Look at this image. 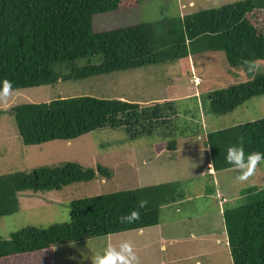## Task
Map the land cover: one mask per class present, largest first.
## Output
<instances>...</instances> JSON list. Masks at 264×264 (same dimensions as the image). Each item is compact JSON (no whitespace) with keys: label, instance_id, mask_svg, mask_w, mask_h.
Returning <instances> with one entry per match:
<instances>
[{"label":"trees","instance_id":"1","mask_svg":"<svg viewBox=\"0 0 264 264\" xmlns=\"http://www.w3.org/2000/svg\"><path fill=\"white\" fill-rule=\"evenodd\" d=\"M139 2L0 0V92L164 64L198 51H222L238 78L207 94L212 113L227 114L251 98H264V0L200 9L179 16L162 33L152 22L94 30L96 14L128 10ZM83 58L89 62L78 65ZM7 112L25 145L68 141L106 126H121L134 137L175 135L169 128L174 113L170 100L143 103L82 95L19 103ZM171 143L170 149H176L174 138ZM202 146L215 172L264 161V116L206 132ZM99 175L109 178L111 171L73 161L0 174V218L18 210L22 191L59 190ZM153 186L72 199L68 221L28 225L0 236V264H51L52 254L64 245L157 223L168 186ZM246 197L245 203L222 211L231 263L264 264V186L249 188Z\"/></svg>","mask_w":264,"mask_h":264},{"label":"rangeland","instance_id":"2","mask_svg":"<svg viewBox=\"0 0 264 264\" xmlns=\"http://www.w3.org/2000/svg\"><path fill=\"white\" fill-rule=\"evenodd\" d=\"M234 1L237 0H140L137 7L128 10L96 14L93 28L95 31H104L140 22H152L156 30L162 33L179 16ZM98 60L94 59L99 62ZM88 62V58L77 61L78 65ZM234 71L235 68H230L224 52L198 51L188 58L164 64L0 92V174L28 172L64 161L77 162L87 168L101 165L111 171L109 178L99 175L90 181L71 183L59 190L20 192L18 210L0 218V236L8 237L10 233L28 225L47 227L68 221L69 202L72 199L143 187L147 184H143L147 182L144 179L147 177H162L155 181V184L161 185L163 182H172L173 179L168 177L173 176L178 181L177 187L183 197L181 211L176 213L171 208L162 211L163 221L174 218L163 226L170 228L163 229V232H175L177 235L187 234L189 229L196 233L202 232L195 240L187 236L184 243H178L177 245H181L179 254L207 255L208 252V257L220 254L222 263L219 264H232L228 247L223 241L219 246L217 241L226 237L220 212L225 207L245 203L249 188L264 186V161L217 171L214 175L209 174L213 172L206 174L209 152L202 146V140L203 135L211 130L264 116L262 97L251 98L227 114L212 113L207 94L234 83L235 78H238L233 75ZM242 78L244 80L243 76ZM82 95L122 97L143 103L170 100L174 113L169 128L173 129L175 135L164 138L161 133L150 132L134 137L121 126H106L68 141L50 140L25 145L17 133L13 116L7 112L10 107L19 103ZM173 138L177 144L176 149H170ZM162 140L165 141L163 153L174 156L167 164L162 161L163 156L159 161L152 162L157 151L156 143ZM201 171L204 173L201 174ZM214 192H219V196ZM194 213L198 218L190 228L185 229L182 224L185 221L178 222L176 219L187 218L185 214L192 217ZM208 214L213 227L207 221L210 217ZM109 245L110 238L89 240L78 247L79 251L88 248L86 253L77 258L66 254L63 263L56 259L54 264H109L102 260V257L105 259L109 255ZM214 247L217 248L215 253L212 252ZM61 252L63 247L55 251ZM116 254L113 258L120 256V252Z\"/></svg>","mask_w":264,"mask_h":264},{"label":"crops","instance_id":"3","mask_svg":"<svg viewBox=\"0 0 264 264\" xmlns=\"http://www.w3.org/2000/svg\"><path fill=\"white\" fill-rule=\"evenodd\" d=\"M160 143L161 141H158V143H156L157 151H155L152 157L153 159L152 162L159 161V159L163 156L162 161H164L166 164L170 163L169 161L173 160L174 156L170 155L169 153L164 154L163 153L164 148L162 149L159 148V146H161ZM130 152L132 153L131 150ZM170 166L168 167V169H170ZM206 167H207V170L205 172L206 174L209 172H213L212 174L211 173L209 174L214 175L216 173L214 170L211 169L210 160L209 161L207 160ZM200 173L203 174L204 171H201ZM168 178L173 179V181L160 183V184H166L168 186V189L166 188L164 192V197L162 199V202H159L161 205L159 207L160 210H159L157 223L142 228L129 229L107 235L106 238H110V245L108 247L109 255L105 259L104 257H102L104 263L105 261H108L109 264H219L220 262L222 263V256L220 254H216V256L213 254L209 257H208V252H206L207 255L194 254V253H187L185 255L179 254L180 253L179 248L181 247V245H177L178 243L180 244L181 242L184 243L187 236L188 238L195 240L196 238H198L199 235H201L202 232L196 233L195 231H192L190 229L187 230V234H182V235L180 234L177 235L175 234V232L172 233L163 232V229L166 230L170 229L168 227H163V226H165L166 223L174 220V218H170L167 221H163L161 219L162 211L171 208V210H173L174 212L176 211V213H180L181 211L180 204H181V199L183 198L179 193L180 188L177 187V182H178L177 179L173 178V176H170ZM144 179L147 182H144L143 184L147 183L146 186H153V185H159V184H155V181L162 179V177H157L155 179L147 177ZM213 180L215 182V179ZM171 183H173V185H171ZM138 188H142V187H138ZM214 193L217 196H219V192H214ZM173 207L175 208L173 209ZM220 213L222 216V212ZM208 215L210 216V214ZM185 216L187 218L176 217V219L179 220V221L176 220L178 222L185 221L182 222L185 229L190 228L193 222L196 221L198 218L195 213L192 217L190 216V214H185ZM210 218L211 216L208 219L207 218L205 219H207L208 223L211 224L213 221ZM211 226L213 227V223ZM217 241H219V246L222 241L227 246L226 237L224 240L218 239ZM81 244L82 243H80V245ZM80 245H78L77 247L73 245L62 246L63 252L52 254L51 264H54L56 259L63 263L66 254H69L72 257L77 258L83 253H86L88 248L79 251L78 247ZM151 248L155 250H151ZM215 249L217 248L214 247L212 249L213 253H215ZM117 252H120V256L117 258H113L115 255H117L116 254ZM93 258L94 256L89 258V261H91Z\"/></svg>","mask_w":264,"mask_h":264},{"label":"clouds","instance_id":"4","mask_svg":"<svg viewBox=\"0 0 264 264\" xmlns=\"http://www.w3.org/2000/svg\"><path fill=\"white\" fill-rule=\"evenodd\" d=\"M210 171V170H209Z\"/></svg>","mask_w":264,"mask_h":264}]
</instances>
